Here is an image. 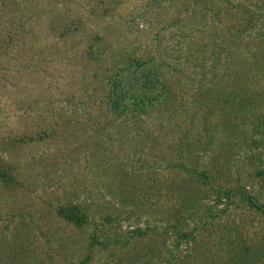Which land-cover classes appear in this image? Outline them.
<instances>
[{"label": "rangeland", "instance_id": "1", "mask_svg": "<svg viewBox=\"0 0 264 264\" xmlns=\"http://www.w3.org/2000/svg\"><path fill=\"white\" fill-rule=\"evenodd\" d=\"M181 1L189 10L193 1ZM219 1L224 19V7L229 16L243 14L235 0ZM256 3L244 0L256 24L233 48L257 37L264 2ZM167 4L0 0V167L14 177L7 184L0 178V264H264V214L245 196L264 205V126L254 119L232 137L212 127V143L193 158L175 144L185 128L203 134L195 99L181 103L183 112L152 107L139 123L129 117L97 125L96 132L85 124L96 111L100 76L118 50L155 56L154 65L171 80L179 73L171 67H181L189 100L190 89L202 83L200 71L203 82L212 81L209 47L183 60L190 42L176 45L179 31L166 25ZM196 25L202 33L194 31L192 39L208 40V20L185 29ZM95 36L104 51L92 63L84 48ZM188 69L197 73L185 75ZM40 130L49 136L14 142ZM193 166L205 175L191 173ZM230 188L241 192L216 197ZM58 204H78L85 221L56 216Z\"/></svg>", "mask_w": 264, "mask_h": 264}, {"label": "trees", "instance_id": "2", "mask_svg": "<svg viewBox=\"0 0 264 264\" xmlns=\"http://www.w3.org/2000/svg\"><path fill=\"white\" fill-rule=\"evenodd\" d=\"M192 1L190 9L186 10L189 3H182L181 0L176 2L168 0V4L164 7L167 10V15L164 17L167 18L166 25L168 27L179 31L177 46L181 45V41L184 39L185 42L194 44V46L186 45L182 54L184 61L192 56L193 51L199 54L204 48L209 47L207 70L208 79L212 81L203 82L202 76L205 75V72L200 71L199 77L202 83L201 85L197 84L195 89H190L192 93L187 94L189 100L182 87L186 88L190 82L180 83V72L183 71L181 67H171L174 73L179 71L178 75L171 80L159 72L157 65H154L155 56L138 55L132 49L118 50L116 55H113L114 52L110 55L109 66L100 76L99 87L97 86L99 94L93 98V108L96 111L85 121L88 128L110 124L111 121H115L112 125L116 126L129 117H132L134 123L143 122L141 115L146 114L152 107L156 110L160 108L159 112L168 107L176 109L178 112L182 110L181 103L183 101L190 102L188 105L191 103L194 105L193 100L195 99L198 100L196 103L199 109L204 113L201 117V122H204L202 123L203 134L201 135L196 130L190 133L189 129L185 128L177 136L175 144V149L179 154L186 152L188 155L194 156V151H201L204 145L212 143L213 138L210 135L212 127L223 130L227 136L232 137L239 132V127L254 119L260 127L264 126V23L261 24V28H256L257 37L245 42L244 48L238 50L232 47L237 42L235 38L244 30L254 28L252 26L256 24L254 9L253 12L249 11L244 0H235L232 4H236L243 14L240 17L229 16L227 7H224L226 14V19H224L220 16L223 13V8L218 3L219 0ZM2 2L10 4V0H2ZM263 2L264 0H257L256 4H261L258 8H262ZM206 19L211 30H205L204 33L209 36V39L201 41L203 36L200 39H192L194 31L198 30L202 33L200 26L196 25L190 31H186L185 26L190 28L194 21L196 24H202ZM56 22L57 24L62 23L57 18ZM173 30L171 29L169 32L173 33ZM7 37L8 40L12 39L10 35ZM101 39L100 36H95V39L90 40L84 48L87 54L86 58L92 63L104 51V47L100 46ZM249 42L251 45L245 47ZM198 65L202 67L204 64L200 62ZM193 72L197 73L196 70L188 69L184 74L192 77ZM178 84L179 92L175 94L173 89ZM197 86L199 88L198 95L195 93ZM191 109L193 106L186 111L189 120L195 118V112ZM209 116L212 119L210 123H206ZM96 129H92L93 132H96ZM49 134L40 130L34 135H18L13 138L14 142H28L34 138L49 136ZM189 171L193 174L205 175V171L197 170L195 166ZM0 178L5 184L14 181V177L7 172V169L1 167ZM235 192L241 191L233 188L216 191V197L226 196L228 198ZM245 196L248 197L249 204L264 214L263 204L250 199L248 195ZM54 212L56 216L75 225H80L85 221L84 213L78 204H58L54 207Z\"/></svg>", "mask_w": 264, "mask_h": 264}]
</instances>
